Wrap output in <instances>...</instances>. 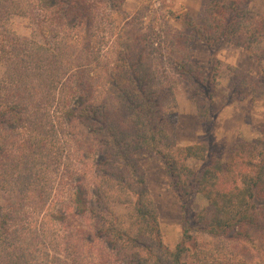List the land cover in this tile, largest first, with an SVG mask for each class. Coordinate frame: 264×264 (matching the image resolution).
Wrapping results in <instances>:
<instances>
[{
  "label": "trees",
  "instance_id": "obj_1",
  "mask_svg": "<svg viewBox=\"0 0 264 264\" xmlns=\"http://www.w3.org/2000/svg\"><path fill=\"white\" fill-rule=\"evenodd\" d=\"M125 1L0 0V264H264L262 142L238 140L230 161L214 158L194 178L186 162L205 160L207 145L177 146L171 118L178 85L209 78L197 39L264 65V14L249 0H205L198 17L145 0L130 13ZM14 15L43 41L9 29ZM233 73L264 96V67ZM140 149L164 162L182 200L194 181L210 240L184 220L182 240L166 245ZM213 250L225 259L210 262Z\"/></svg>",
  "mask_w": 264,
  "mask_h": 264
},
{
  "label": "rangeland",
  "instance_id": "obj_2",
  "mask_svg": "<svg viewBox=\"0 0 264 264\" xmlns=\"http://www.w3.org/2000/svg\"><path fill=\"white\" fill-rule=\"evenodd\" d=\"M152 7L163 12L176 14L189 13L194 17L201 15L205 0H145ZM143 0H126L123 10L133 13ZM249 8L264 14V0H249ZM159 12V11H158ZM174 16V15H173ZM170 16L171 22L179 25ZM6 26L20 37L43 41L40 27L29 17L14 15ZM192 53L208 72L207 83L181 82L176 88L177 107L172 111L174 139L177 146H186L205 142L207 156L205 160L190 158L187 165L198 178L204 167L214 158L227 163L230 153L238 140L258 141L264 148V96L256 94L248 85L234 83V69L258 75L263 66L256 63L249 52L231 43H222L214 48L197 39L192 44ZM4 67L0 63V79ZM215 80V81H214ZM196 98L206 102L210 110L209 118L199 115ZM135 156L146 173L149 191L156 207L163 240L170 249H174L183 237L184 220L196 229L194 236L200 240H210L197 222L196 214L208 205L207 199L196 191L193 180L189 181L190 194L182 200L178 189L170 182L164 162L148 149H140ZM0 205H4V195L0 190ZM192 244V243H191ZM192 251L194 246L191 245ZM223 251L213 250L215 260H224Z\"/></svg>",
  "mask_w": 264,
  "mask_h": 264
}]
</instances>
